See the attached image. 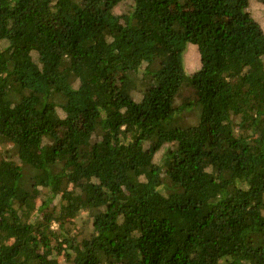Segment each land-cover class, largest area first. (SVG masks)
<instances>
[{"label": "trees", "instance_id": "obj_1", "mask_svg": "<svg viewBox=\"0 0 264 264\" xmlns=\"http://www.w3.org/2000/svg\"><path fill=\"white\" fill-rule=\"evenodd\" d=\"M0 264H264V0H0Z\"/></svg>", "mask_w": 264, "mask_h": 264}, {"label": "rangeland", "instance_id": "obj_2", "mask_svg": "<svg viewBox=\"0 0 264 264\" xmlns=\"http://www.w3.org/2000/svg\"><path fill=\"white\" fill-rule=\"evenodd\" d=\"M199 29L201 33L208 35L215 40L223 39L230 34L229 27L219 26L214 24L212 21L205 19H201L199 21ZM75 220L77 222V226L83 227L84 225L91 223L92 218L87 214H80L75 218Z\"/></svg>", "mask_w": 264, "mask_h": 264}]
</instances>
